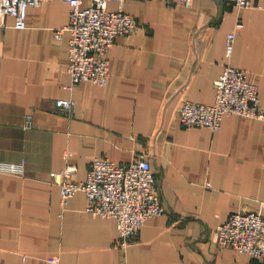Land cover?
<instances>
[{
    "label": "crops",
    "instance_id": "1",
    "mask_svg": "<svg viewBox=\"0 0 264 264\" xmlns=\"http://www.w3.org/2000/svg\"><path fill=\"white\" fill-rule=\"evenodd\" d=\"M88 2L84 3L86 6ZM140 27L109 49L106 85L73 89L69 4L49 0L28 9L26 28L0 19V264H262L216 242L232 213L264 215V117H224L219 129L187 127L186 99L215 102L225 66L243 69L264 111V0L238 7L226 0L111 1ZM235 32L234 48L227 37ZM74 101L72 115L55 108ZM71 156L67 160L66 152ZM147 155L157 174L164 214L149 218L128 244L114 218L87 210L84 191L66 205L51 172L72 163L85 180L91 162L129 163ZM68 161V162H67Z\"/></svg>",
    "mask_w": 264,
    "mask_h": 264
},
{
    "label": "built area",
    "instance_id": "2",
    "mask_svg": "<svg viewBox=\"0 0 264 264\" xmlns=\"http://www.w3.org/2000/svg\"><path fill=\"white\" fill-rule=\"evenodd\" d=\"M49 0H0V19L14 18V26L26 28L28 9ZM69 4V22L57 28V37L65 31L71 33L69 71L73 89L81 81L106 85L111 66L107 57L109 49L119 36L137 31L140 27L135 16L119 8L110 10L109 2L125 0H64ZM147 1V0H140ZM167 4L191 6L193 0H162ZM238 7H250L254 0H226ZM88 2L86 6L84 3ZM235 32L227 37V52L234 48ZM215 102L205 104L190 99L180 107V120L187 127L206 126L219 129L225 116L239 114L263 118L264 111L258 88L248 80L246 72L227 65L215 80ZM57 111L72 115L74 101L58 98ZM68 160L71 152L65 154ZM68 162V161H67ZM15 164L0 162V170L16 171ZM78 167L67 163L61 171L51 172L52 180L60 185L62 203L66 205L77 192L87 195V210L95 216L114 218L119 229V242L128 244L146 221L166 212L159 195L157 174L149 156L141 155L129 163H118L107 157L94 159L85 180H76ZM216 242L222 247L235 248L262 260L264 264V215L258 211H240L215 228ZM60 264L58 258H51Z\"/></svg>",
    "mask_w": 264,
    "mask_h": 264
},
{
    "label": "rangeland",
    "instance_id": "3",
    "mask_svg": "<svg viewBox=\"0 0 264 264\" xmlns=\"http://www.w3.org/2000/svg\"><path fill=\"white\" fill-rule=\"evenodd\" d=\"M51 258H54V257H50V258H49V261H50ZM58 259H59V258H58ZM59 261H60V260H59Z\"/></svg>",
    "mask_w": 264,
    "mask_h": 264
},
{
    "label": "bare ground",
    "instance_id": "4",
    "mask_svg": "<svg viewBox=\"0 0 264 264\" xmlns=\"http://www.w3.org/2000/svg\"><path fill=\"white\" fill-rule=\"evenodd\" d=\"M111 66V65H110ZM179 112H180V109H179Z\"/></svg>",
    "mask_w": 264,
    "mask_h": 264
}]
</instances>
